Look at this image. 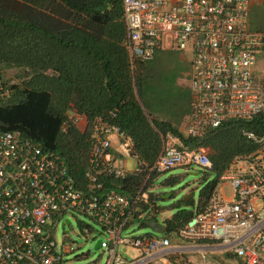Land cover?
Here are the masks:
<instances>
[{
	"label": "built area",
	"instance_id": "2783aa9c",
	"mask_svg": "<svg viewBox=\"0 0 264 264\" xmlns=\"http://www.w3.org/2000/svg\"><path fill=\"white\" fill-rule=\"evenodd\" d=\"M251 1L122 0L132 73L161 51L189 57L184 138L192 143L166 133L160 153L146 166L118 126L70 110L61 133L75 127L89 143L85 164L71 168L59 153L18 132L0 133V264H65L63 255L71 249L57 245L55 231L60 225L69 234L75 215L106 237L99 240L105 264H207L208 257L211 264H264V134L242 131L255 150L231 160L202 209L177 230L169 229L173 216H163L151 193L160 174L190 167L211 171L201 141L226 121L264 112V82L254 73L264 54V33L250 26ZM125 157L135 162L134 171ZM139 173L144 179L132 194L108 187ZM135 222L158 223L165 232L125 234ZM80 227L87 239L96 231L91 224ZM119 246L137 256L124 258Z\"/></svg>",
	"mask_w": 264,
	"mask_h": 264
},
{
	"label": "trees",
	"instance_id": "16d2710c",
	"mask_svg": "<svg viewBox=\"0 0 264 264\" xmlns=\"http://www.w3.org/2000/svg\"><path fill=\"white\" fill-rule=\"evenodd\" d=\"M125 39L122 0H0V133L18 132L59 153L71 168L85 164L89 143L75 127L61 133L70 110L118 126L146 166L160 153L166 133L192 143L173 125L179 110L189 111L190 89L178 83L183 72L160 67L157 53L132 73ZM8 69L21 70L18 84L3 79ZM244 130L264 134V112L226 121L206 136L218 179L200 191L194 211L173 215L169 229L202 209L233 158L255 150ZM143 179V173L132 174L108 187L132 194Z\"/></svg>",
	"mask_w": 264,
	"mask_h": 264
},
{
	"label": "rangeland",
	"instance_id": "374dc122",
	"mask_svg": "<svg viewBox=\"0 0 264 264\" xmlns=\"http://www.w3.org/2000/svg\"><path fill=\"white\" fill-rule=\"evenodd\" d=\"M250 23L252 29L264 33V0L251 1ZM155 59L156 60L154 62L158 63L160 67L168 65L167 70L169 71L176 70V67L178 73L181 70V73L183 72V74L179 77L178 83L183 87L189 88L190 61L188 56L180 55V53L173 51H161L160 53L158 52ZM254 73L257 79L264 82V54L258 57L254 67ZM21 74L22 72L19 69H8L4 72L3 79L7 81L9 85L18 84L21 81L19 78ZM185 109L187 110V106ZM177 118L179 121H173V125L176 127V129H178L180 134L184 135L187 123V111L184 109L179 110L177 113ZM200 144L203 147H206L204 146L203 140ZM125 161L127 162L128 170L134 171L136 168L135 162L129 157H125ZM192 173H198V175H190ZM217 179L218 175L212 170L210 171L197 167L177 168L160 174L154 178L152 181L153 187L151 193L157 196V199L155 200L156 206L160 209L163 216L170 217L182 209L188 210V207H190L177 205V202L183 198L186 191H189V194L191 195L190 200L196 204L199 199L200 191L206 186V184ZM185 185H189V188H186ZM229 190V187L226 185L224 187L226 195H229ZM161 194H171V198L162 199L160 197ZM158 221H160L159 217ZM83 224H91V226L96 230L88 239L81 233L80 226ZM70 228L71 232L66 235L62 233L60 225L55 231V241L57 245L66 246L71 249L70 253L63 255L65 264H105L107 258L105 249L103 247L95 249L97 241L102 240L106 242V237L101 232V229L98 226L92 224L90 220L83 215H75L74 217H70ZM127 233L135 236H140L143 234L160 236L149 227H140L138 222H135L133 226L126 229L125 234ZM117 252L122 254L124 258L128 259H132L137 256V251L127 246H119L117 248ZM211 263L212 261L208 257L207 264Z\"/></svg>",
	"mask_w": 264,
	"mask_h": 264
},
{
	"label": "water",
	"instance_id": "95a60500",
	"mask_svg": "<svg viewBox=\"0 0 264 264\" xmlns=\"http://www.w3.org/2000/svg\"><path fill=\"white\" fill-rule=\"evenodd\" d=\"M190 175H193V176H197L198 173H192ZM186 188H189V185H185ZM187 192V191H186ZM184 193V192H183ZM161 198L162 199H170L171 198V194H165V195H161ZM191 198V195L189 193H186V195L183 196L182 199H180L178 202H177V205H180V206H186V203L187 201ZM69 223V221H65V225H67ZM147 226L153 230L154 232H156L157 234H161L163 232H165V227L158 224V223H154V222H149L147 223ZM62 228H63V225H62ZM100 248V241H97L96 245H95V249H99Z\"/></svg>",
	"mask_w": 264,
	"mask_h": 264
},
{
	"label": "crops",
	"instance_id": "0c3cea01",
	"mask_svg": "<svg viewBox=\"0 0 264 264\" xmlns=\"http://www.w3.org/2000/svg\"><path fill=\"white\" fill-rule=\"evenodd\" d=\"M185 131H186V129H185ZM184 135H185V132H184ZM186 193H189V191L188 192H185V195H186ZM161 195H165V194H161ZM161 195H160V197H161ZM154 197H155V199H157V196L156 195H154ZM189 201H190V199L187 201L186 207L190 206V205H187ZM193 204H194L193 206L188 207V210L187 211H194V207L197 205V203L196 204L193 203ZM171 216H173V215H171Z\"/></svg>",
	"mask_w": 264,
	"mask_h": 264
}]
</instances>
